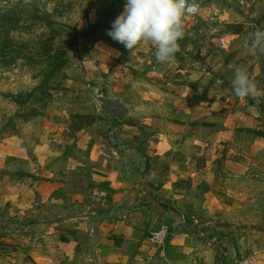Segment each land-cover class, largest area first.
<instances>
[{"label":"crops","instance_id":"obj_1","mask_svg":"<svg viewBox=\"0 0 264 264\" xmlns=\"http://www.w3.org/2000/svg\"><path fill=\"white\" fill-rule=\"evenodd\" d=\"M100 62L49 109L43 142L0 144V264H264V101L199 99L188 75L176 116L146 93L139 124L133 71ZM173 68L143 77L174 87ZM116 101L123 119L103 108ZM164 224L160 251L148 238Z\"/></svg>","mask_w":264,"mask_h":264},{"label":"rangeland","instance_id":"obj_2","mask_svg":"<svg viewBox=\"0 0 264 264\" xmlns=\"http://www.w3.org/2000/svg\"><path fill=\"white\" fill-rule=\"evenodd\" d=\"M196 3L200 10L183 18L184 36L169 62L174 68L168 83L177 85L171 87L143 77L147 69L162 64L152 42L142 41L129 50L108 35L125 0H0V144L11 139L43 142L49 109L78 97L80 84L75 88L74 83L88 75L82 69L98 59L129 68L125 73L133 71L138 93L135 123L143 122L146 93L155 99L147 104L153 112L176 116L171 96L186 88L188 75L193 76L190 94L206 101L221 96L233 105L234 100L220 89L221 81L253 63L256 93L246 96L247 103L253 97L264 101V46L245 47L254 32L264 31V0ZM110 53L117 55L116 61L109 59ZM197 261L201 262L199 257Z\"/></svg>","mask_w":264,"mask_h":264},{"label":"clouds","instance_id":"obj_3","mask_svg":"<svg viewBox=\"0 0 264 264\" xmlns=\"http://www.w3.org/2000/svg\"><path fill=\"white\" fill-rule=\"evenodd\" d=\"M196 0H125L123 12L113 21L108 35L126 49H134L142 41L155 45L157 61L169 63L179 50L183 38V18L199 12ZM253 50L264 46V31L257 30L245 47ZM235 95H255L256 86L245 70H237L232 80Z\"/></svg>","mask_w":264,"mask_h":264},{"label":"water","instance_id":"obj_4","mask_svg":"<svg viewBox=\"0 0 264 264\" xmlns=\"http://www.w3.org/2000/svg\"><path fill=\"white\" fill-rule=\"evenodd\" d=\"M255 69V63H253L249 68L245 69V71L249 74L250 80L252 79L253 73ZM234 78V75L230 76V78L222 82L220 89L223 92H226L228 96L233 99L234 101H238L240 98L239 96L235 95L233 87H232V80ZM103 107L108 113L111 118H117V119H123L128 113V108L125 107L123 104H121L119 101L116 102H107V104H104Z\"/></svg>","mask_w":264,"mask_h":264},{"label":"built area","instance_id":"obj_5","mask_svg":"<svg viewBox=\"0 0 264 264\" xmlns=\"http://www.w3.org/2000/svg\"><path fill=\"white\" fill-rule=\"evenodd\" d=\"M198 224L199 223L196 219H192V228H196L195 234L198 237L203 238L204 235L199 231ZM170 233H171V227L169 225L164 224L157 231H154L149 235L148 241L152 246L157 247V248H162L165 246ZM217 244H218V241L215 238H212L211 240L207 241V245L209 247L217 246Z\"/></svg>","mask_w":264,"mask_h":264}]
</instances>
